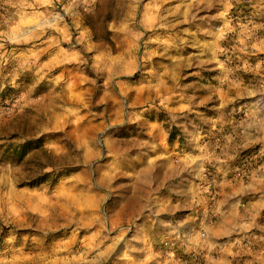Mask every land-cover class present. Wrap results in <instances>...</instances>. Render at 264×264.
I'll return each instance as SVG.
<instances>
[{"label":"rangeland","instance_id":"374dc122","mask_svg":"<svg viewBox=\"0 0 264 264\" xmlns=\"http://www.w3.org/2000/svg\"><path fill=\"white\" fill-rule=\"evenodd\" d=\"M0 264H264V0H0Z\"/></svg>","mask_w":264,"mask_h":264},{"label":"trees","instance_id":"16d2710c","mask_svg":"<svg viewBox=\"0 0 264 264\" xmlns=\"http://www.w3.org/2000/svg\"><path fill=\"white\" fill-rule=\"evenodd\" d=\"M19 158H26L32 172V181L28 184L34 186L46 182L55 183L59 178V170L68 172L71 163L63 161L66 155H55L44 145V139L25 141L17 151ZM48 169V170H47ZM61 171V172H62Z\"/></svg>","mask_w":264,"mask_h":264}]
</instances>
